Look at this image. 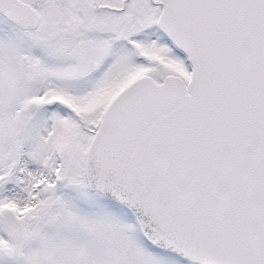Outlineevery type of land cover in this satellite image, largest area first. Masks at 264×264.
<instances>
[{"label":"snow or ice","instance_id":"1","mask_svg":"<svg viewBox=\"0 0 264 264\" xmlns=\"http://www.w3.org/2000/svg\"><path fill=\"white\" fill-rule=\"evenodd\" d=\"M0 264H264V0H0Z\"/></svg>","mask_w":264,"mask_h":264}]
</instances>
